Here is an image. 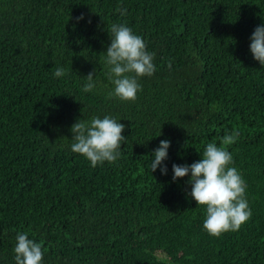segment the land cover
<instances>
[{
  "label": "trees",
  "instance_id": "obj_1",
  "mask_svg": "<svg viewBox=\"0 0 264 264\" xmlns=\"http://www.w3.org/2000/svg\"><path fill=\"white\" fill-rule=\"evenodd\" d=\"M261 23L264 0H0V264H15L18 232L43 264H264V67L248 47ZM112 24L154 53L135 101L109 96ZM89 72L97 88L85 93ZM105 115L126 140L93 168L70 128ZM164 139L161 175L150 162ZM208 143L232 154L252 213L218 237L188 177L172 181V164Z\"/></svg>",
  "mask_w": 264,
  "mask_h": 264
},
{
  "label": "clouds",
  "instance_id": "obj_2",
  "mask_svg": "<svg viewBox=\"0 0 264 264\" xmlns=\"http://www.w3.org/2000/svg\"><path fill=\"white\" fill-rule=\"evenodd\" d=\"M126 9H120L124 15ZM83 19V15L76 18ZM110 43L104 56L106 76L112 85L110 97L122 102L135 101L141 90L139 79L152 76L156 71L154 53L146 50L143 38L124 24H112ZM249 52L252 58L264 67V23L257 25L249 36ZM66 70L57 67L54 77L65 76ZM83 92L97 88L93 72L86 76ZM125 125L116 117L105 115L92 117L88 121L77 120L70 128L72 133L71 151L82 155L95 168L105 162L115 163L121 156V145L126 136L122 135ZM170 141L160 140L152 151L151 172L159 169L161 175L168 172L164 163L168 158ZM201 156V155H200ZM233 163L232 154L215 143L204 147L199 160L191 164H172V181L188 177L187 193L196 205L204 206L203 228L209 235L220 236L228 231H237L251 216V208L245 197L246 183ZM13 248L15 264H43L41 245L29 238L27 232H18Z\"/></svg>",
  "mask_w": 264,
  "mask_h": 264
}]
</instances>
